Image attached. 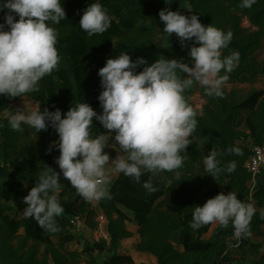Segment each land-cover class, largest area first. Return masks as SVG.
I'll return each instance as SVG.
<instances>
[{"label":"trees","instance_id":"obj_1","mask_svg":"<svg viewBox=\"0 0 264 264\" xmlns=\"http://www.w3.org/2000/svg\"><path fill=\"white\" fill-rule=\"evenodd\" d=\"M96 2L107 9L111 26L102 34L88 36L79 21L84 10ZM240 3L241 0H172L169 5L166 0H61L67 16L53 27L59 32L56 47L62 59L52 74L39 81V91L25 96L37 102L42 110L59 108L66 114L76 103L86 102L102 114L98 97L103 89L98 73L108 58L118 56L121 51H127L133 61L138 57L147 60V65H141L138 72L161 55L191 65L189 52L194 40L182 44L176 34L171 37L164 34V23L159 17L162 9L171 8L187 16L196 14L205 26L213 24L225 32L231 31L233 38L222 49V56L238 51L240 59L234 70L227 73L223 96H208L198 83L186 91L188 102L197 113L198 125L190 137L192 143L186 149L187 154L182 153L186 157L183 167L155 174L145 171L139 183L120 173L108 186L110 198L101 199L97 208L63 177L56 163L60 155L55 144L59 139L56 130L50 126L38 133L27 125H23L21 132L12 130L8 123V117L15 111L12 105L25 97L0 95V264H82L84 256L94 257L104 252L111 254L105 264H136L130 255L119 252L121 241L132 237L128 223L139 229L136 250L152 254L157 264L227 262L221 258L231 248L229 241L234 231L231 222L228 227L220 225L205 240L203 234L211 224L193 229L190 221L193 207L203 206L221 192L235 191L239 199L247 201L251 176L245 164L253 147L264 145V90L253 89L244 94L238 89L245 84L254 86L258 79L264 78V59L257 57L264 49V0H255L250 8H242ZM7 11L0 12V23L4 22ZM244 21L248 22V28L244 27ZM224 74L222 71L221 75ZM229 86L232 89L228 90ZM197 93L204 100L200 111L192 101ZM108 131L98 120H93V137ZM114 144L119 147L115 140ZM229 146L239 147L243 154H229ZM214 148L221 168L216 178L205 170L203 163ZM230 161L237 164L231 173L227 171ZM47 167L60 172L58 199L64 212L56 218L59 231L55 233L46 231L34 218L12 216L17 212V202L27 207L23 198ZM149 180L157 191L149 192L143 187ZM169 184L171 209L166 204ZM253 197L257 211L251 221L252 236L241 238L234 248L242 251L250 247L257 255L263 253L242 264H264L263 248L253 242L255 236L264 239V216H261L264 180ZM99 212L107 219L109 241H96L82 251L71 250L69 244L76 239L71 232L72 220L83 217L86 225L95 230ZM22 229L24 236L19 235Z\"/></svg>","mask_w":264,"mask_h":264},{"label":"clouds","instance_id":"obj_2","mask_svg":"<svg viewBox=\"0 0 264 264\" xmlns=\"http://www.w3.org/2000/svg\"><path fill=\"white\" fill-rule=\"evenodd\" d=\"M166 3L170 5L172 0ZM253 3L255 0H241L240 7L250 8ZM5 9L8 11L0 23V95L23 98L38 92L39 81L58 68L62 57L56 47L59 32L53 25L67 15L61 0H0V12ZM159 17L168 37L176 34L182 44L194 40L189 52L191 65L161 55L138 72L147 60L138 57L133 61L127 51H121L108 58L98 73L103 89L98 97L102 114L89 103L78 102L66 114L59 108L42 110L37 104L31 110L27 106L16 109L8 117L14 131H23V125L38 133L50 126L56 130L59 139L55 144L60 151L56 163L63 177L89 202L110 198L112 173H123L139 183L145 171L155 174L182 168L186 158L182 153L187 154L190 137L198 125L186 91L198 83L208 96H223L227 73L239 62L238 51L222 56V49L233 38L231 31L213 24L205 26L198 15L187 16L171 8L162 9ZM79 25L88 36L102 34L111 26V18L101 3H91ZM94 119L109 131L93 137ZM113 133L118 148L109 143ZM106 148H116L115 159L110 158ZM227 151L243 154L235 146H229ZM203 163L216 178L221 168L215 148ZM236 167V162L230 161L227 171L234 172ZM143 187L149 192L157 191L151 180L145 181ZM60 191V172L50 167L42 170L35 186L23 198L27 205L24 216L34 218L46 231H59L56 218L64 212L58 199ZM256 211L254 204L239 199L237 192H221L203 206L193 207L190 226L198 229L216 223L228 227L231 222L233 237L240 240L252 236L251 221Z\"/></svg>","mask_w":264,"mask_h":264},{"label":"rangeland","instance_id":"obj_3","mask_svg":"<svg viewBox=\"0 0 264 264\" xmlns=\"http://www.w3.org/2000/svg\"><path fill=\"white\" fill-rule=\"evenodd\" d=\"M243 25L246 28L249 27V24H248L247 21H244ZM257 57H258L259 60L264 59V49H262L258 53ZM227 89L230 90V89H232V87L229 86ZM238 89L241 90L242 92H244V94H247L248 92H250L253 89L264 90V78L258 79L254 86L245 84V85L238 86ZM192 101H193L196 109L200 111L202 109L203 104H204V100L202 99L200 94H198V93L195 94L193 96V98H192ZM37 104L38 103L35 102L33 99H31L29 97H25V98L21 99L20 101L14 103L12 105V108L14 110H16V109H23V108H25L27 106L28 110H31V108L33 106L37 105ZM8 115H9V113H8ZM1 142H2V138L0 136V143ZM109 143L110 144H114V135H113V139L110 140ZM105 151L109 153L110 158H112V159H115L116 156L118 155V152H117L116 148H106ZM119 175H120V173L119 174L112 173L110 184L113 183L115 181V179L118 178ZM166 204L168 206H170V209H171V184H169V188H168V191H167ZM15 207H16V211L17 212L14 213L12 216L15 217V218L17 217L18 219L24 218L25 216H24L23 210L25 208L23 206V203L17 202ZM132 224L133 223H128V226L131 227ZM230 228L233 229L232 224H231ZM83 230L82 229L79 230L78 231L79 233L76 232V234H77L76 239H75V241L72 242L71 245L69 244V247L71 246L72 249H75V245H78V247L80 248V247H82V244H83L82 242H84V243L85 242H89V237H86V233H85L86 229H83ZM262 231L264 232V227L262 228ZM24 234H25V230L22 229L19 232V235L24 236ZM54 241L56 243H58L59 240L58 239H54ZM229 242H230L229 244H230L231 248L228 250V253L223 257V260L227 261L224 264H242L244 262V260H250V261L254 260L258 256L260 257V255L263 253V252H261L260 254L257 255V253H255L254 250L252 248H250V247H248V248H246V249H244L242 251H240L239 248L238 249L234 248V245H236L238 243V241L234 237L231 238ZM253 242L256 243V244H260L262 246V248L264 249V239L262 237L255 236V238L253 239ZM83 246L85 247L86 244H84ZM93 258L94 257L84 256L82 264H95V260L93 261Z\"/></svg>","mask_w":264,"mask_h":264},{"label":"built area","instance_id":"obj_4","mask_svg":"<svg viewBox=\"0 0 264 264\" xmlns=\"http://www.w3.org/2000/svg\"><path fill=\"white\" fill-rule=\"evenodd\" d=\"M245 168L249 173V175L251 176V179L248 183L250 195L246 202H251L255 206L256 203L253 197V193L256 191V189L259 187L261 182L264 180V145L253 147V153L246 162ZM98 202L99 201H92V207L97 208ZM95 222H96V229L92 230L86 225L85 219L83 217H76L72 220L71 232L75 236H77L76 232H78L81 229L82 230L86 229L93 232L94 240L96 241L108 240L109 236L107 232V219L102 212L98 213ZM237 241L239 242V240ZM225 255L226 253L223 254L221 260Z\"/></svg>","mask_w":264,"mask_h":264},{"label":"crops","instance_id":"obj_5","mask_svg":"<svg viewBox=\"0 0 264 264\" xmlns=\"http://www.w3.org/2000/svg\"><path fill=\"white\" fill-rule=\"evenodd\" d=\"M220 225L216 223H212L209 229L203 234V239L209 240L215 229H217ZM128 230L132 233V237L121 241L119 252L121 254L130 255L136 264H157V259L150 253H142L136 250L137 244L140 242V236L138 234V226L132 224L131 227L128 226ZM84 231V230H83ZM86 237H89V242H82V247H78L75 245V249H72L71 246L69 247L71 250H84L88 245L93 244L96 240H94L93 232L86 230ZM109 241V239L107 240ZM230 243V242H229ZM72 243H70L71 245ZM86 244L84 247L83 245ZM74 245V244H73ZM84 247V248H83ZM111 258V254L108 252H104L99 255H94L93 261L95 260V264H105Z\"/></svg>","mask_w":264,"mask_h":264}]
</instances>
